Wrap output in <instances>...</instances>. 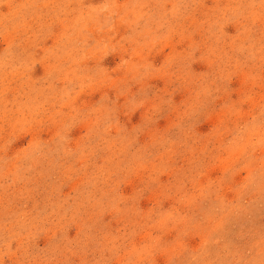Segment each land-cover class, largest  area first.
Wrapping results in <instances>:
<instances>
[{
  "label": "rangeland",
  "instance_id": "rangeland-1",
  "mask_svg": "<svg viewBox=\"0 0 264 264\" xmlns=\"http://www.w3.org/2000/svg\"><path fill=\"white\" fill-rule=\"evenodd\" d=\"M0 264H264V0H0Z\"/></svg>",
  "mask_w": 264,
  "mask_h": 264
}]
</instances>
